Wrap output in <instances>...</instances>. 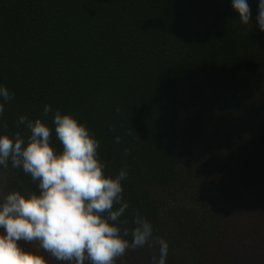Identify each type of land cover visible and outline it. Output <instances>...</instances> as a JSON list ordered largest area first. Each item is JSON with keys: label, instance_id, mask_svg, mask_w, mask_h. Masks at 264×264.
I'll return each instance as SVG.
<instances>
[{"label": "trees", "instance_id": "1", "mask_svg": "<svg viewBox=\"0 0 264 264\" xmlns=\"http://www.w3.org/2000/svg\"><path fill=\"white\" fill-rule=\"evenodd\" d=\"M248 3L245 26L231 0H0V84L13 94L0 134L27 137L18 118H39L62 151L60 110L99 141L106 175L126 170L121 220L144 216L153 240L115 264H150L156 238L166 264H264V32ZM0 174V193L39 192L22 168Z\"/></svg>", "mask_w": 264, "mask_h": 264}, {"label": "clouds", "instance_id": "2", "mask_svg": "<svg viewBox=\"0 0 264 264\" xmlns=\"http://www.w3.org/2000/svg\"><path fill=\"white\" fill-rule=\"evenodd\" d=\"M231 7L242 25L253 23L248 0H231ZM256 26L264 32V0H258ZM12 98L0 84V101ZM3 111L0 103V114ZM50 112L51 106L45 105L44 116ZM17 123L26 125L30 135L0 134V168L7 169L9 163L13 169L22 168L38 181L39 192L0 193V264H48L20 241H38L57 261L69 264H115L126 250L151 246L153 226L144 216L135 215L131 228L121 220L128 208L121 183L126 170L114 177L105 174L97 154L99 141L84 124L56 110L52 124L62 151H54L52 129L41 119L21 115ZM3 183L6 177L0 174ZM156 242L158 254L151 255L150 264H166L169 245L163 238Z\"/></svg>", "mask_w": 264, "mask_h": 264}]
</instances>
